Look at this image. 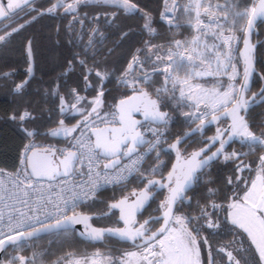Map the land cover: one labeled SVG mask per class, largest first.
<instances>
[{"label": "snow or ice", "instance_id": "obj_1", "mask_svg": "<svg viewBox=\"0 0 264 264\" xmlns=\"http://www.w3.org/2000/svg\"><path fill=\"white\" fill-rule=\"evenodd\" d=\"M88 2L89 0H72L66 3L65 0H56L47 11L52 13L62 7L66 14L76 13L82 3ZM92 2L115 6L125 14L141 12L133 0ZM34 3L35 0H0V22L6 20L7 26H11L17 22L18 13ZM164 5L161 19L170 30L179 29L182 25L178 14L183 15L184 23L194 32L191 39H171L167 47L146 42L149 53L146 60L141 61L138 55H134L118 78L121 84L132 89V95L121 98L111 106L112 111L103 114L104 81L109 74L97 71L99 84L95 86V97L88 100L79 95L76 89L71 92L74 100L70 105L71 112L81 117L77 123L69 127L62 119L56 128L47 133L53 137H63L66 146H48L43 151H37L36 145L29 143L24 147L21 166L15 173H5L0 169V205H3L0 207V224H3L7 216V233L0 230V253L8 255V247L18 252L28 242L39 238L41 233L56 230L58 234L67 236L71 227L79 224L84 229L80 235L90 241H103L106 237H111L119 241H130L136 250L124 251L119 257L100 250L84 256L68 253L67 258H60L64 264H216L207 237H201L200 233L205 228L220 227L219 219L214 220L213 217L217 209H223L224 219L247 233L259 254L260 264H264V154L258 157L256 167L253 168L251 163H245L242 158L249 153L226 151V146L234 139H238L241 146H246L250 153L257 148L264 149V120L257 125L260 128L259 134L252 130L250 124L251 109L264 103V88L246 98L254 71L255 46L250 43V36L257 21H264V0H225L223 4L213 3L212 0H186L183 5L178 0H171L170 4L169 0H164ZM31 11L36 9L31 8ZM142 19L144 29L154 36L156 29L152 26L151 15L144 12ZM24 26L20 24L13 27L11 32L5 31L4 35H0V42ZM92 32L96 33L97 29L93 28ZM237 32L243 33L244 44L243 50L239 52L244 63L243 82L239 87L235 83L238 73L236 64L233 63V45L241 38L237 36ZM92 43L90 36L88 44ZM28 53L31 58V42ZM147 61H152L154 72L158 65L163 64L161 72L164 81L161 87L155 89L156 98L147 90V87H151V76L144 71ZM137 69L142 73L139 76L135 74ZM31 72L30 64L28 73ZM180 72L184 75H179ZM205 76H227L228 83L225 86L217 80L216 86L211 88L193 83L196 78ZM23 86L17 85L16 90L19 91ZM93 87L85 76V90ZM170 100H175L179 106L194 109L184 115L192 122L199 123L190 133L177 137L165 149L162 144L167 142V133L159 126L166 129L169 125L171 117L162 107H167V101ZM68 110L69 106L61 97V113ZM134 114L142 115L143 121L135 119ZM10 119H18L23 125L34 117L25 110L18 116L12 115ZM221 119L228 120V126L217 127L215 135L203 141L204 147L187 155L181 151L179 145L184 138L194 133L203 134L207 125L218 123ZM21 130L27 137L38 134L37 130ZM148 134L152 139L148 138ZM217 144L219 146L216 150L211 151ZM145 145V151L140 152L139 149ZM172 151L175 152L176 162L167 176L163 180L148 179L149 175L160 173L163 167L161 153L168 154ZM153 152L156 153L157 163L142 171L143 163ZM221 156L225 162L238 161L234 169L236 173H243L247 169L249 173L254 172V178L251 175L248 178L241 175L228 177L226 185L231 186L232 195L225 196L226 204L216 203L212 197L217 190L209 188L208 205L201 206L197 202L198 215H177L174 207L186 200L187 190L200 179L198 173ZM123 159H127L128 163L122 164ZM134 173H140L141 182L146 180L144 187L133 189L128 195L109 203L108 211L98 217L108 216L113 209H118L119 221L123 222V227H94L91 223L93 216L74 211L81 202L94 200L102 185L121 184L128 181ZM5 177L11 183V188L7 187ZM45 179L58 183H49L45 187ZM240 184L244 185L242 189ZM54 188L58 191L53 192ZM154 189L167 190L159 204L162 216H150L139 222L137 214L154 199ZM208 208L213 211H208ZM69 211H73V215L69 216ZM161 219L162 225L153 230L152 225ZM202 246L209 248L206 261L201 256ZM219 251L224 252L225 249L220 248ZM226 254L230 264H242L241 259L234 257L231 251ZM0 264H37V254L33 253L31 258L8 255L6 261L0 259ZM243 264H249L247 258L243 259Z\"/></svg>", "mask_w": 264, "mask_h": 264}, {"label": "trees", "instance_id": "obj_2", "mask_svg": "<svg viewBox=\"0 0 264 264\" xmlns=\"http://www.w3.org/2000/svg\"><path fill=\"white\" fill-rule=\"evenodd\" d=\"M133 2L141 9L140 13L125 14L122 9L115 6L95 2L81 4L79 6V12L82 14L80 18L88 23V16H84V13H88L91 18L97 20V32L93 35L91 34L92 30L90 31L92 25L80 31L81 23L77 22L76 25H73L71 21L73 15L71 17V13L66 14L62 7L49 13L47 9L56 3V0H35V3L29 8L18 13L16 23L11 26H7L8 21L6 20L0 23V35H4L5 31L11 32L13 27H18L20 24L25 25L20 31L12 33L0 43V167L15 170L20 161L21 151L29 141L66 144L63 137H53L47 133L56 128L62 119L67 126L77 123L81 117L71 112L70 105L74 102L71 92L76 89L79 95L88 100L95 97L97 94L95 86L99 84V78L96 76L97 71H106L111 74L110 79L104 82L103 111L113 110L111 106L116 104L118 99L132 94L131 88L125 87L119 82L118 75L124 72L134 55H138L141 61L146 60L149 55L146 42L150 41L153 45L167 47L171 39L181 40L187 34L193 33L185 26H181L179 29H169V26L161 19V13L165 8L164 0H133ZM31 8H35L36 11H31ZM100 11V15L94 14ZM144 12L149 13L153 19L152 26L156 29L154 36L150 35L143 27L142 13ZM97 17L98 19H96ZM257 30L258 33L254 35V40L258 43L255 60L256 71L248 97L257 93L264 86V79H261L264 77V22L257 25ZM90 36L93 40L91 45L88 44ZM29 40H31L35 58V75L26 86L17 91L16 86L22 84L29 74L30 60L27 50ZM154 59L153 56L152 60L154 61ZM81 61L84 63L81 64ZM240 64L242 72L241 61ZM144 68V71L146 70L151 76V87H145L153 97H156L155 89L161 87L164 76L159 70V65L157 71H153L152 61L145 62ZM89 70H91V74H89ZM136 73L142 74L140 69H137ZM179 75L183 76L184 73L180 72ZM85 76H87L88 82L94 86L93 88L85 90ZM61 97L69 106V110L64 113L60 111ZM162 109L169 111L171 117L166 128L169 137L168 145L199 123L190 124L184 115L189 107L179 106L175 100L167 101V107H162ZM25 110L31 113L34 119L23 125L18 119H10L12 115L18 116ZM261 120H264V103L250 111V124H252V130L257 134L260 131L257 125ZM226 123V121H220L217 123V127ZM22 128L37 130L38 134L34 137H27L21 130ZM215 131L213 126H210L205 129L203 134L197 133L192 136L189 144L194 148H199L204 145L203 141L211 137ZM233 150L249 153L242 158L245 163H251L253 168L256 167L258 157L264 154V149L260 148L250 153L246 146H241L238 139L227 149L228 152ZM174 158L173 152L161 153L160 160L163 161V167L159 174L169 171ZM156 163L155 153L147 161L143 171ZM236 163L238 161L225 162L221 157L210 164L199 174L200 179L186 194V200L177 205L176 212L198 215L197 202L201 206L208 205L207 189L209 188L217 190L216 195L212 197L216 203L226 204L225 196L231 197L232 195L231 186L226 185V180L228 177L237 175L234 171ZM250 175L254 177V172L249 173L246 169L243 177L248 178ZM139 176L140 174L127 184L102 191L95 201L83 207L82 212L93 215L92 223L98 226L119 225L117 212L102 218L98 217L108 211L109 203L129 194L133 189H141L146 180L141 182ZM151 176L153 175H149L148 178ZM243 187L244 185L240 184V188ZM240 194L242 195V192ZM165 196L166 190L157 193L139 219L144 220L160 214L159 204ZM224 217V210L217 209L214 219H219L220 227L218 229L205 228L200 233L201 237H207L216 264H230L227 254L219 251L220 248L231 251L234 257L241 259L242 264L244 258L248 259L249 264H260L259 254L247 233L231 225ZM160 225L161 221L159 220L152 225V228L157 229ZM134 249L132 244L122 243L111 237L95 242L85 240L80 238L76 231L71 230L67 236L57 232L35 238L18 252L9 247L7 253L8 255L20 253V255L29 258L33 256V253H36L37 259L45 264H54L58 261L59 264H62L63 261L60 258H67L68 253L84 256L100 250L119 257L124 251ZM208 251V246H202V256L205 261ZM8 255L4 254L3 260L6 261Z\"/></svg>", "mask_w": 264, "mask_h": 264}, {"label": "water", "instance_id": "obj_3", "mask_svg": "<svg viewBox=\"0 0 264 264\" xmlns=\"http://www.w3.org/2000/svg\"><path fill=\"white\" fill-rule=\"evenodd\" d=\"M260 22H264V21H257V25L260 23ZM1 23V22H0ZM257 25H256V28H255V30H254V32H253V34L250 36V43L252 44V45H254L255 47H254V53H253V62H254V71H253V74H252V76H251V78H250V90H251V88H252V84H253V79H254V74H255V71H256V63H255V60H256V50H257V45H258V43L257 42H255V40H254V35L255 34H257L258 33V30H257ZM29 42H31V40H29L28 41V44H27V50H28V47H29ZM243 48H244V44H243V41H242V47H241V50L240 51H242L243 50ZM28 56H29V53H28ZM29 60H30V64H31V68H32V72H31V74H28V77L26 78V80L25 81H27V83H22L24 86H26L28 83H29V81L34 77V75H35V58H34V53H33V48H32V44H31V58H29ZM240 60H241V62H242V65H243V69H244V63H243V59H242V57H240ZM243 69H242V76H241V81H240V84L243 82ZM239 84V85H240ZM23 86V87H24ZM262 88H264V86L262 87ZM260 91V90H259ZM258 91V92H259ZM130 95H132V94H130ZM252 96V95H251ZM250 96V97H251ZM248 97V93H246V98ZM124 98V97H123ZM153 98H156V97H153ZM121 99V98H120ZM120 99H118L117 100V102L116 103H118V101L120 100ZM163 110V109H162ZM163 111H167V110H163ZM168 112V114H169V111H167ZM134 118L135 119H137V120H140V121H143V117H142V115H140V114H134ZM221 121H226L227 122V124H226V126L224 127V128H226L227 126H228V123H229V121L228 120H226V119H221ZM220 122V121H219ZM218 122V123H219ZM215 124H217V123H213V124H210V125H207L206 126V128H208V127H210V126H213V125H215ZM197 126V124L193 127V128H195ZM193 128H191L189 131H187V133H190L191 132V130L193 129ZM196 133H194V134H192L191 136H189V137H186V138H184L183 139V142L179 145V147H180V149H181V146L187 141V140H189L192 136H194ZM184 136V135H183ZM183 136H181V137H183ZM236 139H234L231 143H230V145L231 144H233L234 143V141H235ZM174 142V141H173ZM230 145H228V146H226V151H227V149L229 148V146ZM205 145H203L202 147H204ZM144 147V146H143ZM202 147H200V148H202ZM142 148V147H141ZM213 148V147H212ZM211 148V149H212ZM43 149L44 148H41V147H38V148H36V150L37 151H43ZM199 149V148H198ZM195 150H197V149H195ZM216 149H214L213 151H215ZM182 151V150H181ZM194 151V150H193ZM174 154H175V152L174 151H172ZM192 152V151H191ZM190 152V153H191ZM209 154H210V152H209ZM222 157V156H221ZM221 157H219V158H221ZM219 158H217L216 160H214V161H212L210 164H212L213 162H215V161H217ZM124 160H127V159H123L122 160V162L124 161ZM176 162V155H175V158H174V160H173V162H172V165L174 164ZM172 165H171V167H172ZM171 167H170V169H169V171L171 170ZM208 167V166H207ZM207 167H205L200 173H202ZM168 171V172H169ZM167 172V173H168ZM167 173L164 175V176H159V177H156V176H151V177H149L148 179H156V180H163V178L164 177H166L167 176ZM200 173H198V175L200 174ZM195 186V184L189 189V190H187V192H186V194L191 190V189H193V187ZM144 187V186H143ZM142 187V188H143ZM137 190H139V189H137ZM166 189H159V190H154L155 192H156V194H155V196L157 195V193H159V192H161V191H165ZM166 194H167V190H166ZM155 198V197H154ZM120 199V198H119ZM119 199H117V200H119ZM116 200V201H117ZM113 202H115V201H113ZM152 202V201H151ZM151 202H150V204H151ZM149 204V205H150ZM179 204V203H178ZM177 204V205H178ZM177 205L174 207V211L176 212V208H177ZM148 207V206H147ZM146 207V208H147ZM145 208V209H146ZM145 209L142 211V212H140V213H138L137 214V221H139V218H140V215H142L143 214V212L145 211ZM113 212H117L118 213V216H117V219H118V222H119V225H117V226H110V227H102V226H98V225H96V224H93L92 223V221H91V223H92V225L94 226V227H102V228H115V227H123L124 225H123V222L122 221H119V210L118 209H113L112 211H111V213H113ZM80 213H84V212H80ZM84 214H87V213H84ZM89 215V214H88ZM91 216H93V215H91ZM160 216H162V212L160 213V214H158V215H154L153 217H160ZM94 218V217H93ZM149 218V217H148ZM147 219V218H146ZM161 221V225H162V223H163V220L161 219L160 220ZM141 222H143V221H141ZM160 225V226H161ZM159 226V227H160ZM158 227V228H159ZM157 228V229H158ZM71 230H74V231H76V233H77V235L80 237V238H83V239H85V240H88L86 237H83V236H81L80 235V232H82L84 229H83V225H79V224H77V225H73L72 227H71ZM61 231H63L62 229L60 230V232ZM51 233H57V231L56 230H53L52 232H50V233H41L40 234V236H43V235H48V234H51ZM35 239V238H34ZM113 239H116V238H113ZM117 240V239H116ZM119 241V240H118ZM95 242V241H94ZM119 242H122V243H129V244H132L130 241H119ZM9 248V247H8ZM4 258V253H0V259H3Z\"/></svg>", "mask_w": 264, "mask_h": 264}, {"label": "rangeland", "instance_id": "obj_4", "mask_svg": "<svg viewBox=\"0 0 264 264\" xmlns=\"http://www.w3.org/2000/svg\"><path fill=\"white\" fill-rule=\"evenodd\" d=\"M66 3H70V2H72V0H68V1H65ZM90 2H92V0H89V2L88 3H90ZM212 2L213 3H216V2H219V3H221V4H223L224 2H225V0H212ZM171 3V0H169V4ZM178 3H180L181 5H183L184 3H186V0H178ZM82 4H85V3H82ZM87 4V3H86ZM94 14H97V15H100L101 14V11L100 12H97V13H94ZM72 15H73V17H72ZM179 15V17H180V23H181V25L182 26H185L186 28H188L189 30H191L192 32H193V30L191 29V28H189L185 23H184V20H185V17L183 16V15H181V14H178ZM74 16L76 17V19H81L80 18V16H82V14L79 12V7H78V9H77V12L76 13H71V17H72V19H71V21L74 19ZM84 16H88V19H87V21H88V26H91V28H90V31L92 30V28L94 27L95 29L97 28L96 26H97V20H95V19H93V18H91V16H89L88 15V13H84ZM163 21V20H162ZM88 28V27H87ZM237 34V36L238 37H241L239 40H237L235 43H234V45H233V48H234V53H233V55H234V59H233V63H235L236 64V67H237V73H238V75H237V77H236V81H235V83H236V86L237 87H239V84H240V82H239V79H240V77L242 76V72H241V64H240V55H239V52H240V50H241V47H242V41H243V33H240V32H237L236 33ZM192 35H194V32L190 35V34H187V36H185L183 39H181V40H190L191 39V37H192ZM209 42H211V40L209 41ZM1 43V42H0ZM153 51H155V50H153ZM159 67L160 68H163V64H160L159 65ZM145 69V68H144ZM146 71V70H145ZM229 71H230V69H229ZM102 73H108L109 74V77H110V72H106V71H101ZM136 75H140L139 73H135ZM121 75H118V77H120ZM108 77V79L107 80H109L110 78ZM217 80H220L222 83H224V85L226 86L227 85V83H228V77L227 76H220V77H212V76H205V77H199V78H196L194 81H193V83H199V84H201L202 86H204V87H206V88H211V87H214V86H216V84H217ZM106 81V80H105ZM104 81V82H105ZM179 91H177L176 92V95H177V97L179 96ZM91 100V99H90ZM106 111H111V110H102V112H106ZM192 111H194V109H192V108H190L189 107V109L187 110V111H185V113L186 112H192ZM188 120V122L190 123V124H193V123H196V122H198V121H195V122H192L191 120H189V119H187ZM223 157V156H222ZM237 175H241L242 177H243V175H244V172L243 173H237ZM254 178V177H253ZM208 211H213L211 208H208ZM176 214L177 215H181V213L180 212H176ZM213 219H214V217H213ZM215 220V219H214ZM136 250V249H135ZM227 249L224 251L225 253H227ZM95 252V251H94ZM105 253V252H104ZM107 254V253H106ZM15 255H20V253H17V254H15ZM112 255V254H111ZM233 256H234V254H233ZM37 264H45L43 261H41V260H38L37 259ZM54 264H57L56 262L54 263Z\"/></svg>", "mask_w": 264, "mask_h": 264}, {"label": "built area", "instance_id": "obj_5", "mask_svg": "<svg viewBox=\"0 0 264 264\" xmlns=\"http://www.w3.org/2000/svg\"><path fill=\"white\" fill-rule=\"evenodd\" d=\"M164 22H165V21H164ZM165 23H166V22H165ZM111 111H112V110H111ZM102 114H103V112H102ZM152 126H153V127H156V125H152ZM159 127H161V130H164V131H166V133H167V129H164L163 126H159ZM148 138H149V139H152V137H151L150 134H148ZM168 139H169V137H168V133H167V135H166V141H167V142L164 143V144H162V147L165 148V149H167V147H168ZM29 143H33V144H35V145H36V148H38V147L45 148V147H48V146H53V147H56V148H63V147L66 146V144H58V143H51V142H41V141H29L27 144H29ZM27 144H26V145H27ZM24 147H25V146H24ZM24 147H23V149H22V151H21V154H20V160H21V155H22V153H23V151H24ZM146 148H147V145H145L144 147L140 148L139 151H140V152H144ZM153 154H155V152H153L149 157H147V159H146L145 162L143 163V165H142V171H143V168H144V166L146 165L147 161L151 158V156H152ZM126 163H128V160H124V161L122 162V164H126ZM20 166H21V165H20V161H19V164H18V166H17V168H16L15 170L5 169V168H2V167H0V169H2L5 173H10V174H11V173H15V172L17 171V169L20 168ZM139 174H140V173H134L133 176H130V177H129L128 181L122 182L121 184H105V185H102L101 188L97 190L96 195H95V199H94V200H89V201L81 202V203L76 207V209H75L74 211H75L76 213H80V212H82L83 207L86 206L87 204L92 203L93 201H95V200L99 197V195H100V193H101L102 191H104V190H106V189H112V188H115V187H118V186H121V185L127 184V183H129L131 180H133V178H135V177H136L137 175H139ZM85 178H86V177H85ZM77 179H80V178H77ZM5 181H6L7 187H8V188H11L12 185H11V183L8 181V178H7V177H5ZM43 183L45 184V187H47V185H48L49 183H52V184L55 185V184L58 183V181H52V182H49V181H47V180L45 179V180L43 181ZM55 191H58V189H57V188H54V189H53V192H55ZM17 206H19V205H17ZM0 207H3V205H0ZM67 214H68L69 216H71V215H73V211H69ZM41 219H43V216H41ZM6 224H7V216H5V220H4L3 224H0V230L4 231L5 233H7V227H6Z\"/></svg>", "mask_w": 264, "mask_h": 264}, {"label": "flooded vegetation", "instance_id": "obj_6", "mask_svg": "<svg viewBox=\"0 0 264 264\" xmlns=\"http://www.w3.org/2000/svg\"><path fill=\"white\" fill-rule=\"evenodd\" d=\"M78 21H82V22H83V23H81L80 31L88 27V24H87L86 20H83V19H73V20H72V24H73V25H76V23H77ZM96 29H97V28H96ZM91 34L93 35V32H91ZM159 70H162V68L159 67ZM198 122H199V121H198ZM221 124H222V123H221ZM226 124H227V123H226ZM226 124H225V125H221V126H219V127H220V128H224V127L226 126ZM217 126H218V124L213 125V129L216 130V129H217ZM215 133H216V131H215ZM215 133H213L212 136H214ZM196 134H197V133H196ZM191 138H192V137H191ZM191 138H190L189 140H187V141L181 146V150H182V152H183L185 155L189 154L191 151H193V150H195V149H198V148H194V147H192V146L189 144V142L191 141ZM218 146H219V145L217 144L215 147H213V148L211 149V151H213L214 149H216V147H218ZM201 147H202V146H201ZM199 148H200V147H199ZM165 174H166V173H165ZM165 174H158L156 177H159V176L161 177V176H164ZM154 190H155V189H154ZM127 195H128V194H127ZM141 221H143V220L139 219V222H141ZM153 230H155V229H153Z\"/></svg>", "mask_w": 264, "mask_h": 264}, {"label": "crops", "instance_id": "obj_7", "mask_svg": "<svg viewBox=\"0 0 264 264\" xmlns=\"http://www.w3.org/2000/svg\"><path fill=\"white\" fill-rule=\"evenodd\" d=\"M179 94V93H178ZM185 103H187V102H185ZM69 127H71V126H69ZM135 250V249H134ZM134 250H130V251H134ZM102 252V251H101ZM91 255V254H90ZM201 256H202V251H201ZM202 259H203V256H202ZM62 264H64V262L62 263Z\"/></svg>", "mask_w": 264, "mask_h": 264}]
</instances>
